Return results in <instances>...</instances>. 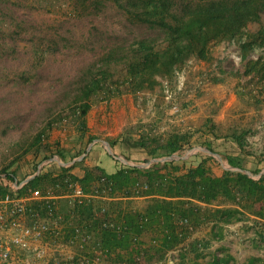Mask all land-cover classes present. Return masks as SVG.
<instances>
[{
	"label": "trees",
	"instance_id": "obj_1",
	"mask_svg": "<svg viewBox=\"0 0 264 264\" xmlns=\"http://www.w3.org/2000/svg\"><path fill=\"white\" fill-rule=\"evenodd\" d=\"M112 2L129 23L146 25L160 31L163 36L159 40L153 37L135 39L128 47L119 49L121 55L114 48L105 54L100 64L87 70L74 93L66 97L68 114L48 120L46 126L30 140L27 151L32 154L33 163L26 176L34 174L39 164L53 157L65 162L68 156L71 161L85 153V149L79 147L70 157L69 150L75 145L81 146L83 142L87 146L96 139L93 136L86 138L85 123L87 113L96 102L123 93L153 90L160 84V78L173 82L177 72L191 58L210 62L212 48L221 42L236 43L240 59L244 61L243 75L249 76L257 87L264 88V25H260L255 32L239 33L228 30L224 21L216 15L224 9L264 13V0ZM257 50L263 53L255 59L249 58ZM213 81L217 83L220 79ZM64 121L74 124L76 136L66 135L62 140L43 144L48 130L63 129ZM210 123L211 120H208L206 124ZM140 128L137 133L131 127L117 138L105 139L113 153L109 156L116 167L113 173L108 174L100 166L91 165L85 166L82 177L77 178L69 173L75 164L73 162L61 167L57 173L40 170L14 190L11 184L16 176L7 172L5 167L0 174V197L5 194L25 197L33 190L43 193L47 187H53L54 195L58 197L54 202L62 215L64 236L69 237L75 227H80L89 233L90 245L98 246L103 260L109 264H154L162 260L170 249L185 239L191 223H199L203 216L213 221L214 227L220 224L219 228L244 222L249 215L256 218L253 226L264 224V174L251 178L244 173L245 170L252 175L261 173L259 166L264 162V151L257 153L248 149L246 130L227 135L237 148L236 157L217 152L227 166L238 170L226 169L215 174L206 167L207 160L213 157L200 153L197 155L202 156L200 160L189 167L185 166L184 160L181 165L173 159L152 162L173 154L181 155L192 145L193 131L159 134L148 124ZM209 128L213 138L216 137L212 124ZM204 146L210 153H216L211 140H207ZM133 151L142 153V157L133 161ZM117 155L127 162L146 166L124 164L115 159ZM88 156L86 153L81 162ZM248 159L252 160L253 168L244 166ZM66 177H70L87 194L92 192L93 186H98L101 194L104 186L100 180L104 178L110 187L106 196L111 199L100 196L83 203L69 204L64 197L67 192ZM134 197L145 199L143 209L130 206ZM199 204L205 209L201 210ZM29 206L38 211L40 217L45 216L46 204L43 201H30ZM214 227L211 234L220 238ZM142 236H147L148 240L141 241ZM202 242L193 241L191 248L195 250ZM209 264H227V259L214 258ZM247 264H257V260L249 259Z\"/></svg>",
	"mask_w": 264,
	"mask_h": 264
},
{
	"label": "rangeland",
	"instance_id": "obj_2",
	"mask_svg": "<svg viewBox=\"0 0 264 264\" xmlns=\"http://www.w3.org/2000/svg\"><path fill=\"white\" fill-rule=\"evenodd\" d=\"M216 15L228 30L239 33L255 32L264 25V13L256 11L224 9ZM162 36L146 25L129 23L112 0H0V174L5 167L19 178L29 173L33 163L27 151L30 140L48 120L68 114L67 95L74 93L87 70L100 64L106 53L114 48L118 52L138 38L159 40ZM262 53L254 51L249 58ZM211 57L210 62L191 58L177 72L175 81L160 78L153 90L132 94L148 114L144 123L128 124L123 133L131 127L137 133L143 124L159 134L193 131L192 145L181 155H174L177 164L184 160L186 167L194 166L200 157L209 155L214 159H208L206 167L220 174L229 166L217 152L237 156L236 146L227 138L234 131L246 130L248 149L264 151V88L243 75L244 61L234 41L215 45ZM109 99L99 100L92 107L106 105L110 110ZM172 105H177L178 113L171 112ZM208 120L210 124H206ZM211 124L217 138L211 134ZM74 132V124L64 121L63 129L48 130L50 139L44 138L43 144L61 140L64 135L74 137ZM98 133L93 137L103 142L97 147L99 155L90 144L83 142L80 146L85 149L84 155L89 154L88 166L96 156L100 159L113 154L105 132ZM207 140H211L216 153L207 152ZM199 153L202 156H197ZM244 166L253 168L254 164L248 159ZM259 169L264 173V162ZM140 198H131L130 206L143 208L146 202ZM254 219L249 215L241 224L219 228V223L214 227L213 221L203 216L199 223H191L182 242L154 264H165L166 256L175 264H209L214 258H226L227 264H247L253 258L257 264H264V224L253 226ZM212 227L220 238L211 234ZM140 240L146 242L148 237ZM195 240L203 242L194 250L191 243ZM18 258L16 254L13 260ZM98 264L109 263L102 260Z\"/></svg>",
	"mask_w": 264,
	"mask_h": 264
},
{
	"label": "built area",
	"instance_id": "obj_3",
	"mask_svg": "<svg viewBox=\"0 0 264 264\" xmlns=\"http://www.w3.org/2000/svg\"><path fill=\"white\" fill-rule=\"evenodd\" d=\"M165 87L166 96L169 97V89L167 85ZM171 112H179L177 105H172ZM42 165L39 164L35 173L26 177L23 183L15 180L11 184L12 189L17 190L37 175ZM100 182L104 186L101 194L98 186H93L92 192L87 194L70 177H66L67 192L64 197L69 204L83 203L100 196L111 199L106 196L110 190L109 184L106 185L104 178ZM57 198L53 187H47L43 193L33 190L25 197L11 194L0 197V232H9L0 235V264H98L103 260L102 251L98 246L90 245L89 233L80 227H75L69 237L64 236L62 215L54 202ZM30 201H43L46 204L45 216L40 217L38 211L29 206ZM13 250L26 253L29 258L24 262L19 259L14 261ZM164 262L175 264L167 256Z\"/></svg>",
	"mask_w": 264,
	"mask_h": 264
},
{
	"label": "crops",
	"instance_id": "obj_4",
	"mask_svg": "<svg viewBox=\"0 0 264 264\" xmlns=\"http://www.w3.org/2000/svg\"><path fill=\"white\" fill-rule=\"evenodd\" d=\"M137 98L138 97H134V95H132V94H122L119 98L114 97V98L109 99V102L107 104L111 105L110 110L108 109V107H106V105L105 106L100 105V106H96V107H91V109L89 110V112L87 113V115L85 117V123H86V127H87L86 138H87V136H97V135H99L98 132H102V131L105 132L104 135L108 138H117L123 133V129L126 125L134 124L136 122L144 123L146 115L148 114V111L146 109H144V107L139 106L138 102H136ZM74 136H76V132H74ZM65 137L66 136L64 135L62 137V139H64ZM101 143H103V142H101L100 139H94L90 143V145H92L91 149L97 150V147H99ZM65 147H68V145L65 144ZM79 147H80V145H75V147L73 149L69 150L70 157L76 153V151L79 149ZM115 150H116V152H118L117 149H115ZM98 151L99 150H97V154L99 155ZM93 152L95 153V151H93ZM142 155H143L142 153L137 152V151H133L131 153V157H132L133 161L140 159L142 157ZM174 155H177V154H173L172 156H170L171 157L170 160L176 159V158H174ZM109 156L110 155H108V154L104 155V157L102 155V157H100V159L96 156V157L92 158V162L90 163L89 166L98 165L102 169H104V171L106 173H108V174L113 173L115 171L116 167H115V164L113 163V161L109 158ZM83 157H84V154H82L78 157H75L70 161L69 156H68L65 159L66 160L65 162L60 161L58 159V157H53L51 159L46 160L45 162H42L43 165H42L40 170H43V172L57 173L60 171L61 167H66V166L72 164L73 162H75V164L73 165V168H71L69 173L71 175L77 177V178H80L83 175V168L85 166H88L86 164L88 163V160H89L86 158V160L84 162H81V159ZM115 157H117V158H115L117 160H119L120 158L124 159L121 155H117ZM165 158H167V157H164L162 159H165ZM119 161L122 162L121 160H119ZM133 161H129V162L126 161L127 162L126 164L131 165V166L143 167L142 165L138 166V164H142V163H134ZM26 177H28V176H26ZM26 177L19 178L16 176L15 180L18 181L19 183H23L25 181ZM140 199H142V198H140ZM56 206L58 208L57 203H56ZM143 208H139V209H143ZM25 222L28 223L29 222L28 219H26ZM241 223L242 222H239L238 224H241ZM235 224H237V223H235ZM8 233L9 232H7V231L6 232H0V235L8 234ZM13 254L14 255L18 254V257L20 258L21 262H24L25 259L29 258V257H27L26 253L17 252L16 250H13Z\"/></svg>",
	"mask_w": 264,
	"mask_h": 264
},
{
	"label": "water",
	"instance_id": "obj_5",
	"mask_svg": "<svg viewBox=\"0 0 264 264\" xmlns=\"http://www.w3.org/2000/svg\"><path fill=\"white\" fill-rule=\"evenodd\" d=\"M88 149H89V147H88ZM207 152L210 153L209 151H207ZM109 153H110V152H109ZM216 156H218V157L220 158L219 155L216 154ZM116 158H117V157H116ZM118 159H119V158H118ZM170 159H171V157H167V158H165V159H156V160H153L152 162H155V161H163V160H170ZM119 160H121V161H122L123 163H125V164L127 163L126 160H124V159H121V158H120ZM221 163H222V161H221ZM230 168H232V167L224 168V169L229 170ZM235 169H236V168H235ZM236 170H238V169H236ZM244 173L247 174L249 177L253 178V175H252L251 173H249L248 171L245 170ZM261 174H264V173H260V174H258L257 177H258L259 175H261Z\"/></svg>",
	"mask_w": 264,
	"mask_h": 264
}]
</instances>
